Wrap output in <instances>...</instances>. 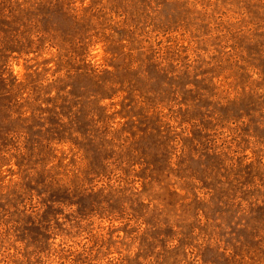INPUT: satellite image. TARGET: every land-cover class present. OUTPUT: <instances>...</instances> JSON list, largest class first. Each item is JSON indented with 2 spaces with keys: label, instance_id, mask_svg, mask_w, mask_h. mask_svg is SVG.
Masks as SVG:
<instances>
[{
  "label": "rangeland",
  "instance_id": "rangeland-1",
  "mask_svg": "<svg viewBox=\"0 0 264 264\" xmlns=\"http://www.w3.org/2000/svg\"><path fill=\"white\" fill-rule=\"evenodd\" d=\"M0 264H264V0H0Z\"/></svg>",
  "mask_w": 264,
  "mask_h": 264
},
{
  "label": "trees",
  "instance_id": "trees-1",
  "mask_svg": "<svg viewBox=\"0 0 264 264\" xmlns=\"http://www.w3.org/2000/svg\"><path fill=\"white\" fill-rule=\"evenodd\" d=\"M104 141H105V139H104ZM107 142V141H106ZM108 143V142H107ZM103 162V161H102Z\"/></svg>",
  "mask_w": 264,
  "mask_h": 264
}]
</instances>
